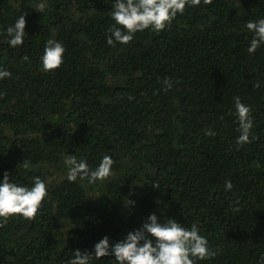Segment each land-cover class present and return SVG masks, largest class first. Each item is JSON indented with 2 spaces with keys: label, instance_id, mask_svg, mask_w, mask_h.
<instances>
[{
  "label": "trees",
  "instance_id": "16d2710c",
  "mask_svg": "<svg viewBox=\"0 0 264 264\" xmlns=\"http://www.w3.org/2000/svg\"><path fill=\"white\" fill-rule=\"evenodd\" d=\"M110 9L111 0H0V65L12 74L0 80V179L30 185L39 175L48 188L35 218L0 225V264H64L153 212L197 224L216 253L197 264H264V46L249 54L244 28L264 17V0H201L165 29L115 46L106 43ZM19 15L26 38L13 48L4 29ZM49 38L66 52L45 73ZM234 97L254 121L255 139L242 146ZM69 154L90 167L111 155L113 173L70 182Z\"/></svg>",
  "mask_w": 264,
  "mask_h": 264
},
{
  "label": "clouds",
  "instance_id": "9594fccd",
  "mask_svg": "<svg viewBox=\"0 0 264 264\" xmlns=\"http://www.w3.org/2000/svg\"><path fill=\"white\" fill-rule=\"evenodd\" d=\"M203 2L207 4L211 0ZM200 4L201 0H111V9L108 12L113 23L108 29L106 43L110 46L127 45L138 32L161 31L177 15H183L186 8ZM36 7L44 9L46 4L41 2ZM25 27V16L19 15L12 25L4 29L11 47L23 45L26 38ZM244 28L252 34L247 51L254 54L258 48L264 46V17L246 21ZM65 52L61 41L47 39L39 57L40 70L47 73L58 69L64 62ZM23 59L28 60V57L24 56ZM11 75L5 66L0 65V80ZM164 84L169 89L173 87L171 79H165ZM258 86L259 84L254 85ZM233 102L239 132L236 144L242 146L255 139L251 133L254 121L248 105L239 97H234ZM205 134L214 136L215 132L209 129ZM64 163L68 181L95 185L97 182L106 181L112 175L115 161L111 155L104 154L95 167H90L86 159H78L69 154ZM23 167L28 168L29 163L23 162ZM10 176L5 172L3 179H0V225L7 223L8 219L16 214L21 218H35L48 196L46 182L41 176H32L30 185L18 183ZM232 187L231 181L226 180L225 190L230 191ZM127 201L128 207H125L131 209L135 202L131 199ZM157 203L162 201L158 200ZM73 253L64 264H92L93 258L99 262L104 257H111L112 264H197V261H204L216 255L197 224L186 227L163 214L158 217L155 212L149 214L139 228L127 232L123 239L110 243L109 237L104 236L93 245L90 252L77 249Z\"/></svg>",
  "mask_w": 264,
  "mask_h": 264
},
{
  "label": "rangeland",
  "instance_id": "374dc122",
  "mask_svg": "<svg viewBox=\"0 0 264 264\" xmlns=\"http://www.w3.org/2000/svg\"><path fill=\"white\" fill-rule=\"evenodd\" d=\"M57 179H58V177L55 176V175H53V176L51 177L50 181H51V183H52V182L55 183V181H57Z\"/></svg>",
  "mask_w": 264,
  "mask_h": 264
}]
</instances>
